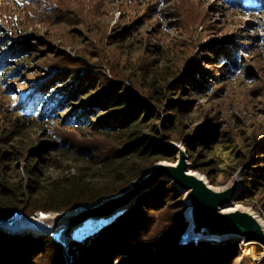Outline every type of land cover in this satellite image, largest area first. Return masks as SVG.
Masks as SVG:
<instances>
[{
	"label": "rangeland",
	"instance_id": "1",
	"mask_svg": "<svg viewBox=\"0 0 264 264\" xmlns=\"http://www.w3.org/2000/svg\"><path fill=\"white\" fill-rule=\"evenodd\" d=\"M18 49L22 54L0 68V173L5 180L26 186L28 169L35 163L29 161L32 152L48 144L81 148L99 143L119 150L125 145L121 135L105 134L102 127L114 124L112 113L121 107L97 110L88 104L120 94L152 109L142 134L155 126L153 136L160 146L174 153L164 154L170 160L156 163L149 172L167 163L176 166L184 153L190 170L199 168L196 173L212 188L236 187L230 206L264 220V11L245 13L223 0H0V58ZM35 88L45 98L36 113L27 114L21 108ZM50 99H56L53 115L45 118L43 107ZM176 102L186 109L177 113ZM84 106L89 111L85 125L75 129L67 124ZM96 127L101 129L96 132ZM233 148L227 158L225 152ZM43 157L59 163L39 160L44 179L67 173L50 165L61 163L63 170L72 165L61 155ZM156 195L163 203L149 207L155 209L151 212L144 210L148 227L152 220L182 215L187 224L182 243L229 248L215 264H264L260 244L238 236L192 235L187 194L165 177L108 223L89 231L76 233L84 223L77 227L65 217L82 207L34 217L19 211L0 221L11 224L22 216L26 230L32 225L28 219H40L34 226L39 231H0L10 237L51 238L67 253L72 241L112 223L144 196L155 202ZM36 253L29 264H51L54 252L49 247L42 256Z\"/></svg>",
	"mask_w": 264,
	"mask_h": 264
},
{
	"label": "trees",
	"instance_id": "2",
	"mask_svg": "<svg viewBox=\"0 0 264 264\" xmlns=\"http://www.w3.org/2000/svg\"><path fill=\"white\" fill-rule=\"evenodd\" d=\"M223 2L245 13L264 11V0ZM13 52L0 58L1 69L10 63L11 57L21 53V50ZM29 95L26 97L25 107L23 106L21 110L27 114L36 113L45 98L44 91L36 89ZM103 98L104 96L91 102L88 107L95 106L97 110L112 105L121 107L119 110L114 109L116 112L112 113L114 124L102 128L105 134L117 131L125 145L119 150L99 143L98 146L95 144L81 148L68 143L42 146L40 150L32 152L33 156L29 161L35 163L28 169L30 182L26 186L11 184L0 173V219L10 220L19 211H23L28 217H34L38 213H66L96 203L102 198L120 193L142 178L156 163L170 160L164 157V154L174 157V153L160 146L158 139L153 136V133H157L155 126H152L150 134H142L148 114L152 112L151 108L140 102L136 103L126 95L116 94L107 102ZM101 99L103 100L100 101ZM55 101L56 99L46 100L43 117L49 118L53 115ZM103 102L104 104L99 105ZM176 103L179 105L175 107L177 113L186 109L185 104ZM126 106L127 109H124ZM88 107L84 106L77 110L68 118L67 124L75 129L85 125L89 117ZM97 110L92 113H96ZM142 115L146 116L144 120L141 118ZM168 117L170 120L171 116ZM99 128L96 127L94 130L97 132ZM51 154L61 155L64 161L71 162L72 165H67L65 169L67 171L62 169L61 163L50 165L67 173L44 179L39 169L41 164L39 160L45 163L46 160L52 159L55 162L54 157L50 159L43 157ZM233 154L234 148L225 152L227 158ZM190 162L196 164L192 158ZM55 164L59 163L56 161ZM194 171L201 172L197 167ZM257 177L255 176V180ZM211 184L215 185L213 182ZM146 197L139 199L132 209L119 215L112 223L102 226L82 240L72 241L67 253L58 241L51 238L10 237L0 231V264L35 262L33 253L37 252L36 255L42 256L48 247L52 253L54 252L51 264H215L217 256H223L229 250L225 248L226 244L182 243L187 229L182 215H177L170 221L152 220L151 226L148 227L149 219H146L148 217H145L144 210L148 212L155 210L149 207L160 206L163 200L160 195H156L155 202L149 201ZM154 226L157 233H153ZM218 263L222 264L221 261Z\"/></svg>",
	"mask_w": 264,
	"mask_h": 264
},
{
	"label": "water",
	"instance_id": "3",
	"mask_svg": "<svg viewBox=\"0 0 264 264\" xmlns=\"http://www.w3.org/2000/svg\"><path fill=\"white\" fill-rule=\"evenodd\" d=\"M191 172L186 155L181 153L176 166L163 165L148 172L121 195H114L99 205L88 204L69 219L78 227L90 219L113 218L131 205L145 190L165 177L178 186L180 192L189 194L194 223L193 235L202 238L238 236L246 239V243H257L264 247V230L251 214L242 211L222 214L225 207L232 205L236 187L216 192L204 180L190 174Z\"/></svg>",
	"mask_w": 264,
	"mask_h": 264
},
{
	"label": "bare ground",
	"instance_id": "4",
	"mask_svg": "<svg viewBox=\"0 0 264 264\" xmlns=\"http://www.w3.org/2000/svg\"><path fill=\"white\" fill-rule=\"evenodd\" d=\"M166 166H168L169 164H165ZM190 174L196 176V177H199L200 179L204 180L206 183V179L205 178H202L200 177L196 172H191ZM212 188V187H211ZM230 186L228 187H224L222 189H216V188H212L214 191L216 192H223V191H226L227 189H229ZM125 191H122L118 194H116L115 196L117 195H121L122 193H124ZM113 197V196H112ZM110 197V199L112 198ZM188 197H189V194L186 195V201L189 203V200H188ZM108 200H102V201H99L97 203H95V205H99V204H102V203H105L107 202ZM81 211V209L79 210H76L74 211L72 214H69V215H66L65 217H74L76 214H78L79 212ZM237 211H242V212H245V213H249L251 214L255 219L256 221L261 225V227L263 228L264 230V220L262 219V217L255 213V212H252V211H245V210H242L241 208H239L238 206L235 207V206H227L225 207L223 210H222V214H231V213H235ZM190 212H192V209L191 210H188V213H189V221H190V229H192V232L194 230V223H193V219H192V216L190 215ZM112 218H101V219H90L88 220L86 223H84L82 226H80L79 228H77L75 230V232H79V231H89L91 229H94L96 227H99L100 225L102 224H106L108 223ZM22 220V221H21ZM21 220L20 221H12L11 224L10 223H5L3 221H0V229L4 230V231H10V232H21L20 230L22 231H30V232H37L39 231V228H36L34 227L36 224L38 225L39 223H41V220L40 219H28V223L32 224L30 227H25L26 230H23L24 227H22L21 225L25 222L23 220V217L21 216ZM24 221V222H23ZM26 224V223H25ZM26 226V225H25ZM204 232H209V231H204ZM193 235V234H192ZM82 236V235H81Z\"/></svg>",
	"mask_w": 264,
	"mask_h": 264
}]
</instances>
